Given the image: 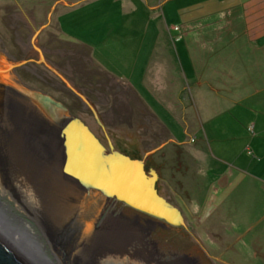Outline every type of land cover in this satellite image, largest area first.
<instances>
[{
    "label": "rangeland",
    "instance_id": "rangeland-1",
    "mask_svg": "<svg viewBox=\"0 0 264 264\" xmlns=\"http://www.w3.org/2000/svg\"><path fill=\"white\" fill-rule=\"evenodd\" d=\"M23 1L0 0V45L3 44L2 47L6 53L16 54V61L25 60L34 63L40 76L39 79H35L21 72L22 79L63 102L70 112L88 125L102 138L103 142L109 138L112 145L118 149L117 151H130L133 157L140 159L145 153H151L150 159L158 163L162 162L164 179L159 180L157 188L160 194L182 211L185 226L174 230L157 227L152 232L153 241H159L157 246L160 255L157 258L155 256L156 260L162 261L164 252L168 255L169 251L171 253L183 251V248L193 246L197 251L208 254L210 264H264V183L256 178L263 177L261 180L264 182L263 167L258 164L249 171L241 187L236 189L237 200H245L247 205L241 203L234 207L227 203L223 214H220V219L216 220L215 215L209 214V205L196 204L197 199H201V202L207 200L210 189L206 186L213 184L206 171L203 172L204 164L201 161L195 163L189 145L179 148L181 164L177 166L178 168H175V156L170 153L172 138L188 139V134L186 135L183 129L180 136L176 134L178 130L176 128L180 127V123L185 124L184 120L189 116L194 115L192 110H195L196 116L193 120L197 125L195 124L196 126L189 130L193 137L190 146L200 141L194 132L201 129V119L199 114H196L198 113L196 107L201 106L202 102L204 104L209 102L215 109L229 108L223 103L228 102L230 94L215 97L204 93L198 96L197 86L188 82L192 80L186 76L181 65L172 56L175 53V38L182 34V29H177L179 26H175L180 23V13L177 9L191 0H148L151 5H159L155 10L147 5L146 0H79L75 8L64 11L65 14L61 19L57 17L58 10L54 0ZM18 3H21L27 12L24 16L33 11L37 21L35 29L42 27L36 44L39 48L45 49L47 58L53 65L50 64L64 71L65 78L75 88L86 89L93 99L96 98L97 92L101 98L108 97L110 102L107 107L98 110L104 112L112 109L116 117L122 115V123L114 120L113 123L105 126V129L100 128L89 108L67 89L64 82L41 62L35 61L37 53L34 48L23 53L17 50L13 42L17 23L12 22L10 12L14 10L13 5L20 8ZM217 31L221 32L220 29ZM31 33L30 30L27 36ZM238 33L235 35L233 33L232 36L236 37ZM190 34L189 39L193 38L192 32ZM194 36H197V33ZM169 49L174 52H170ZM190 50L192 52V48ZM258 51L264 54V45ZM144 77L146 84L143 83ZM113 78H120L132 84ZM111 79L115 80L114 86L106 90V86L110 81L112 82ZM262 79L264 83V77ZM124 88L131 95L128 108L122 106L117 97L111 98V95L118 94L120 91L124 92ZM133 92L135 93L132 94ZM242 98L243 106L251 107L250 113H264L263 89L258 94H244ZM217 102H220V105L215 104ZM173 109L177 111L174 113L179 124L173 121L174 119L167 112ZM224 116L217 118L216 132L224 123L229 127V115ZM262 120L261 123L264 125V117ZM257 121L260 126V120ZM244 129L247 130L248 136L263 138L264 131L257 132L258 125L253 128V122L247 124ZM238 133L245 136L242 130ZM242 138H236L233 144L228 143L230 141L226 139L228 146L224 144L220 147L222 146L223 150L222 157L236 156L238 158L236 163L243 164L245 167L247 159H253L257 157V154L256 152L252 155L246 153L248 139ZM166 144H168L167 147ZM164 158L167 162L165 165ZM214 165L218 164L214 163ZM216 169L220 172L222 166L218 165ZM251 174L256 175L255 180H259L258 185L263 187L258 188L257 192L244 189V185L251 186L248 183H253L249 178ZM200 182L205 183V186ZM197 186H203L199 194L198 188L195 189ZM0 203L2 207H5L4 209L8 210L6 212L8 215L29 224L28 227L36 233L37 237H40L38 238L50 257L47 244L41 238L34 223L19 212L8 198L0 195ZM118 205V210L130 216L129 212L132 210L127 205L121 203ZM250 207L254 208L253 213L251 209H248L250 212L246 213L245 209ZM18 220L13 222L19 223ZM249 228H251L249 235L244 236L242 240L240 238L243 235L242 232ZM164 237L168 242L167 246H165ZM235 238H240L237 241L239 247H237V253H232L227 249ZM253 239L256 246H253L250 241ZM229 259L233 261L230 262Z\"/></svg>",
    "mask_w": 264,
    "mask_h": 264
},
{
    "label": "crops",
    "instance_id": "crops-1",
    "mask_svg": "<svg viewBox=\"0 0 264 264\" xmlns=\"http://www.w3.org/2000/svg\"><path fill=\"white\" fill-rule=\"evenodd\" d=\"M146 1L151 9L155 10L159 6L151 5L148 0ZM54 2H56L54 5L58 10L57 17L61 19L67 9L75 8L80 1L54 0ZM58 5L60 7H57ZM177 10L180 13V23L175 26H179L177 29H182V34L175 38V53L172 56L181 65L186 76L192 80L191 82L188 80V82L197 86L196 94L198 93V96L204 93L212 94L215 97L230 94L228 102L224 101L223 103L228 105V109L222 107L215 109L209 102L207 104L202 102L201 106L196 107V109L198 108L196 114H199L201 119V129L197 128L199 130L194 132V135L200 139L198 143L190 146L193 137L189 130L197 125L193 120L196 116L195 110H192L194 112L192 117L189 116L184 120L185 124L180 123V129H183L186 135L188 134V139L185 137L178 140L172 138L174 143L179 146L189 145L195 163L201 161L204 164L203 172L206 171L213 184L206 186L210 189L208 197H206L207 200L201 202V199H197L196 204L209 205V214L215 215L214 219L219 220L227 203L234 207L241 203L247 205L245 200H237L236 189L241 187V183L249 171H252L258 164L264 169V133L262 134L263 138L251 137L248 136L247 128L244 129L247 124L253 122V128L258 125L257 132L264 131V125L261 123L264 113H250L251 107L243 106L242 102V95L258 94L262 89L264 90L262 79L264 77V54L258 51L264 45V0H191ZM217 29H220L221 32H218ZM191 32L194 39L188 38ZM237 32L239 35L233 37V33L235 35ZM195 33L197 36H194ZM115 79L126 84L129 83L120 78ZM145 79L144 77V84H146ZM215 104L220 105V102ZM225 114L229 115V127L224 123V126L221 125L222 127L216 132L217 118L223 117ZM257 120H260V126ZM241 130L244 131V137L238 133ZM176 134L180 136L181 132L177 130ZM238 137L248 139L247 154L252 155L253 152L257 154V157L247 159L245 167L243 164L236 163L238 160L236 156L225 158L221 154L223 150L220 145L228 146L226 139L230 141L228 143L232 142L231 144H233ZM214 163L222 166L220 172L216 169L218 165L215 166ZM255 177L256 175L253 174L249 176L253 183H248L251 186L244 185V189L257 192L258 188H263L258 185L259 180H255ZM256 178L264 183L261 180L263 177L257 176ZM201 184L205 186V183ZM203 186L195 188L196 190L198 188V194ZM231 198L232 200H230ZM248 209H251V212L254 210L251 207L246 208V213L250 212ZM249 230L251 228L242 232L243 235L240 236L242 240L244 236L249 235ZM240 238H235L227 250L237 253V247H239L237 241ZM250 241L253 246H256L254 239Z\"/></svg>",
    "mask_w": 264,
    "mask_h": 264
},
{
    "label": "bare ground",
    "instance_id": "bare-ground-1",
    "mask_svg": "<svg viewBox=\"0 0 264 264\" xmlns=\"http://www.w3.org/2000/svg\"><path fill=\"white\" fill-rule=\"evenodd\" d=\"M0 65L5 67L3 62ZM39 135L42 134L39 133L38 124L31 119L25 122L19 116V109L7 102L6 92L0 89V195L12 201L16 209L29 220L27 213L33 214L40 222L46 235L44 230L43 233L34 225L45 240L51 258L39 240L40 237L28 227L29 224L8 215V210L0 203L2 239L7 240L28 264H61L56 253L60 250L52 245L48 233L57 235L54 237L57 245H67V248L73 250L72 264H128L129 260L133 261L131 264H139V260L145 264H163L152 260L148 250L126 248L133 236L115 229V224L109 228L101 227L100 224L106 223L108 219L98 225L99 214L92 227L87 225L86 220L81 221L84 228L78 226L73 231L77 235L79 233L76 241L71 240L73 244L63 239L65 227L74 223L78 219L77 214L88 205L84 197L79 196L77 186L61 175L54 137L42 138L44 136ZM148 155L146 153L145 156ZM62 251L67 252L65 249Z\"/></svg>",
    "mask_w": 264,
    "mask_h": 264
},
{
    "label": "water",
    "instance_id": "water-1",
    "mask_svg": "<svg viewBox=\"0 0 264 264\" xmlns=\"http://www.w3.org/2000/svg\"><path fill=\"white\" fill-rule=\"evenodd\" d=\"M41 28L34 29L30 37L31 45L38 55L36 62H41L56 74L67 89L89 108L98 124L104 128L90 100L45 59L42 49L36 44ZM0 62L5 65V67L0 65V89L6 92L7 102L19 109V116L25 122L31 119L38 124L39 133L44 136L42 138L54 137L57 142L55 151L59 153L60 173L77 186L80 191L79 196H83L86 206L88 205V209L84 206L82 212L77 214L78 219L74 223L65 227L63 239H66L68 243L71 240L76 241L79 233L77 235L73 231L78 226L84 228L81 222L83 220H86L89 227L94 226L95 217L110 199L157 218L168 225L185 226L179 208L157 193L155 182L158 174L154 169H144L146 156L140 161L116 151L110 143L108 148L104 147L89 127L72 114L61 101L47 93L25 86L13 70L28 61L10 60L0 50ZM107 141H109L108 138ZM27 216L42 232L44 230L46 235V230L39 225L40 222L35 216L28 213ZM47 235L52 245L60 250L56 252L60 263L72 264L73 250L70 247L67 248V245L66 247L57 245L58 243L54 242L56 240L54 237L57 235L50 233ZM70 244H73L72 241ZM62 248L67 252L62 251ZM0 264L28 263L7 240L0 236Z\"/></svg>",
    "mask_w": 264,
    "mask_h": 264
},
{
    "label": "flooded vegetation",
    "instance_id": "flooded-vegetation-1",
    "mask_svg": "<svg viewBox=\"0 0 264 264\" xmlns=\"http://www.w3.org/2000/svg\"><path fill=\"white\" fill-rule=\"evenodd\" d=\"M18 5L20 6V8L18 6L13 5L14 6V10H12L10 12V18H12V22L14 24L17 23V32H16V34H15V36L13 38L14 45L16 46L17 50H19L20 52L23 53L26 50H29L30 48H33L32 45H31V42H30V37H31V35L33 33V30L35 29V26L37 24V21L35 19V16H34L33 11H31V14H28L29 16L28 15H25L24 16V13L26 14L27 12H25V10L23 9V6L21 4L18 3ZM30 30L32 31V33H31L30 36H27L28 35V32ZM2 45H0V50L10 60L15 61L16 58H17L15 56L16 54H12V53L8 54V53H6L5 50L3 49ZM42 52H43V55H44L45 59L49 62V59L47 58V53H46L45 49H42ZM37 60H38V55H37ZM37 60H35V61H37ZM49 63H51V62H49ZM57 70L63 76L64 75L66 76V74H65L64 71L60 70L59 68H57ZM49 71L52 72L51 70H49ZM21 72L27 73L32 78L39 79L40 76H39V73H38V69H37V66L34 63L27 62L26 64H24V65H22L20 67L15 68L13 70V73L16 75V77L25 86H27L29 88H32V89H36V90L42 91L44 93H47V92H45V91H43V90H41L39 88H36V87L32 86L30 83L24 81L22 79L21 74H20ZM113 79H115V78H113ZM113 79H111L112 82L110 81L109 84H108V86H106V90H110V88H112L114 86L115 80H117V79H115V80H113ZM124 90H125L124 92L120 91V92H118V94L116 93L114 95H111V98L117 97L118 100H119V102L122 103V106L127 107V105H128V107H130V100H131L130 92H127L126 88H124ZM80 91L95 106L96 111H97L98 116H99V119L101 120V122H102V124L104 126V129H105V126L110 125L111 122L113 123L114 120L115 121H119L121 123L123 122L122 115H120L119 117H116L115 113L112 112V109H110V110L108 109V110H106L104 112L98 110V109H101L102 107H104V108L107 107V104L110 102L109 101L110 99L108 97L101 98L99 95H97L98 92L97 93L95 92L96 93V95H95L96 98L93 99L92 98V95H89V93H87V90L86 89L83 88V89H80ZM134 93L135 92H133L132 94H134ZM47 94H49V93H47ZM139 99H140V96H139ZM167 112L170 113V117L172 119H174L173 121H176L177 122V117L175 116V113L177 111L173 109V111L172 110H168ZM92 115H93V113H92ZM93 117H94V115H93ZM94 119H95V117H94ZM96 123L98 124L97 121H96ZM177 123L179 124V122H177ZM162 125L166 127V125L164 123H162ZM99 126H100V128H102L100 124H99ZM89 129L92 132H94L90 127H89ZM166 129H168V128L166 127ZM176 129H178L179 132H181V130H182V129H180V127L179 128L177 127ZM169 131H171V130H169ZM94 135H96L97 139L100 141V143L102 145H104L106 148H108V141L107 140L105 142H103L102 138L99 137L95 132H94ZM167 145L168 144H166L165 146L167 147ZM171 145L172 146H170L171 147L170 153L173 156H175V161H176L175 162V164H176L175 165V168H178L177 166H179L181 164V162H180L181 159H180V154H179V148H180V146L178 144L174 143V141L171 143ZM115 149H117L116 146H115ZM121 153L130 155L131 157L133 156L132 153L130 151H127V150L126 151H121ZM145 155H146V153H145ZM145 155H144V157H145ZM150 156L148 155V156L145 157V160H144V169L145 170H148L150 168H153L157 172L158 179L155 182V188L157 190V193L159 195H162V194H160V192H159V190L157 188V185L159 183V180L161 181V180L164 179L163 174H162V168L163 167L161 166L163 164H162V162L158 163V162L153 161L152 159H150ZM163 157H167V155H164ZM133 158H135V157H133ZM138 159H140V158H138ZM141 159H143V158H141ZM165 160H166V158H164V162H165L164 165L167 164V162ZM163 197L166 198L165 196H163ZM119 203H121V202L116 201L114 199H111V200L106 201V203L103 205L102 210L99 211L98 225L100 223H102L103 220H105V219L107 220L108 219L106 223L100 224L101 227H103V228H109V226H111V224H115V226H114L115 229H119V230H121L123 232H127L131 236H133L131 238L130 242L128 243V245L126 246V248H136V249H145V250H148L151 253L152 260L155 261L156 258H157V256L160 255V252L158 251V246H157L158 245L157 243H159V241H155V240L153 241V239H152V232L157 227H160V228L165 229V230H174L176 228H179L180 226L168 225V224L160 221L157 218L148 216V215H146L144 213H141V212H139V211H137L135 209H132L130 207L129 208L132 210V212H129L130 216H127L121 210H118V206H119L118 204ZM121 204H123V203H121ZM116 208H117V210H116ZM136 211L138 213H136ZM181 213H182V211H181ZM140 214H141V216H140ZM183 218H184V216H183ZM164 240H165V237H164ZM127 242H126V244H127ZM164 243H165V246L168 245V242H166V240L164 241ZM189 248H191V249H189ZM189 248H183V251L181 250V251H176V252H173V253H171V251H169V252H167L168 255L166 254V252H164L165 254L164 253L162 254V256H163L162 261L158 260V262L163 263V264H210V263H208V260H209L208 254H206L204 251H203V253L197 251L196 249H194L193 246L192 247H189ZM154 252L156 254H154ZM155 256H156V258H155ZM131 263H133V261L129 260L128 264H131ZM139 264H145V263H144V261L139 260Z\"/></svg>",
    "mask_w": 264,
    "mask_h": 264
},
{
    "label": "trees",
    "instance_id": "trees-1",
    "mask_svg": "<svg viewBox=\"0 0 264 264\" xmlns=\"http://www.w3.org/2000/svg\"><path fill=\"white\" fill-rule=\"evenodd\" d=\"M132 158H133V156H132Z\"/></svg>",
    "mask_w": 264,
    "mask_h": 264
}]
</instances>
